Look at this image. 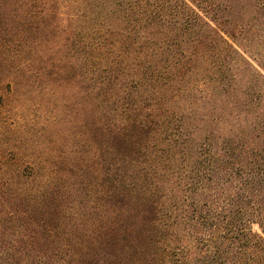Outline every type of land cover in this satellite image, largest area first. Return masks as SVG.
<instances>
[{
    "label": "trees",
    "instance_id": "16d2710c",
    "mask_svg": "<svg viewBox=\"0 0 264 264\" xmlns=\"http://www.w3.org/2000/svg\"><path fill=\"white\" fill-rule=\"evenodd\" d=\"M0 72V264H264V0H0Z\"/></svg>",
    "mask_w": 264,
    "mask_h": 264
},
{
    "label": "rangeland",
    "instance_id": "374dc122",
    "mask_svg": "<svg viewBox=\"0 0 264 264\" xmlns=\"http://www.w3.org/2000/svg\"><path fill=\"white\" fill-rule=\"evenodd\" d=\"M3 76H4V72H0V83H2V87L0 89V105H3V108L0 109V118L2 119V122H5V125H6V122L9 120V116H13L12 110H14L15 108H19L17 111L19 110L21 111L23 109V106H26L27 103L29 104L30 96L27 95L26 92L22 93L21 90L16 96H12L8 91V86L5 84V81H3L4 80ZM33 101L38 102V98L37 97L33 98ZM56 106L57 107L53 110V113H52V117H51L52 119L47 121V126L50 130L52 128L55 130L56 127L58 126V121L60 120V118L64 119L66 121L65 126L67 130L66 131V135H67L69 134L68 130L70 131V126H72L69 110L67 107L63 108L59 100L57 101ZM44 112H45V109L43 108V106H41L38 111L39 115L41 117L45 116ZM38 120H40V117L38 118ZM36 129H34V131H31L30 135H27V138L30 140V142L33 145H36L38 142H40V139L38 138L39 136L38 134L40 131L38 132ZM70 138H71L70 136L69 138H67L66 150H68L72 145ZM253 229L257 230V226L254 225Z\"/></svg>",
    "mask_w": 264,
    "mask_h": 264
}]
</instances>
